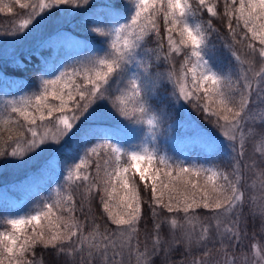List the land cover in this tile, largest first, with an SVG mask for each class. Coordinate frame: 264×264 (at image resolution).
Instances as JSON below:
<instances>
[{"label": "snow or ice", "instance_id": "1", "mask_svg": "<svg viewBox=\"0 0 264 264\" xmlns=\"http://www.w3.org/2000/svg\"><path fill=\"white\" fill-rule=\"evenodd\" d=\"M14 3L31 11L7 33L13 44L27 41L50 24V17L64 13L86 17V30L104 38V47L84 49L88 55L76 60L71 70L59 59L49 70L50 57H42L38 71L48 78L40 80L37 91L10 99L0 92V168L22 167L49 153L30 182L46 179L34 193L36 198L42 191L54 193L36 199L27 212L17 209L15 216L0 215L9 226L0 231V264H45L48 254L54 257L51 264H125L126 256H134L136 264H154V257H161V264H264L260 245H250L247 252L236 250L246 236L245 170L255 171L250 187L258 182L264 191V149L258 150L259 163L245 162L246 141L257 134L264 137V114L255 112L257 104H264V0ZM5 11H13L12 3L0 4V12ZM212 18L220 21L226 35ZM71 36L54 29L35 54L45 47L56 51L58 43ZM213 36L223 41L234 63L220 62ZM154 38L156 47L149 48ZM236 45L247 49V58ZM175 57H182L179 72ZM12 62L25 67L14 57ZM165 64L169 67L163 71H152ZM166 84L173 86L174 106L182 109L191 103L220 135L188 120L176 125L189 128V139L208 156L229 157L227 169L173 160L155 147L166 116L156 112L151 101ZM109 120H117L119 126L107 125ZM144 127L151 145L125 142L119 135H135ZM74 138V152L68 150L62 158ZM61 180L67 185L80 182L77 187L83 189L82 200L88 205L86 212L83 203L79 206L83 219L76 215L77 201L64 194ZM93 202L102 210L103 225L95 220ZM11 211L0 205V213ZM161 211L175 215L162 220ZM252 211L264 221V201L257 204L253 198ZM149 214L151 245L145 242L141 250L140 225ZM165 223L168 239L161 236ZM173 252L182 259L173 260Z\"/></svg>", "mask_w": 264, "mask_h": 264}, {"label": "trees", "instance_id": "2", "mask_svg": "<svg viewBox=\"0 0 264 264\" xmlns=\"http://www.w3.org/2000/svg\"><path fill=\"white\" fill-rule=\"evenodd\" d=\"M23 3L33 2V0H21ZM94 2L98 5L103 3L104 0H94ZM12 3L13 11L11 13L8 12H0V43L5 42L10 37L7 33L15 27L20 20L27 18L28 12L31 9H21L19 5L14 3V0H0V4H8ZM67 7V6H66ZM218 10H222L218 8ZM123 15L127 16L128 13L124 12ZM203 18H207V14H203ZM214 23L218 28L221 29V35H226L227 30L223 28L220 21L212 18ZM86 17L84 19L81 16L76 17H67V21L64 24L56 26L54 24H49L45 26V33H49L54 29H64L67 32L72 34L71 38L68 40L60 41L57 45V50L52 51L48 48L40 49L39 55H36V50L39 43L27 50H24L18 54H14L13 56H4L0 57V78H2L3 82H0V92L6 95L7 98L18 97L23 93L31 94L33 91L38 90L40 80L44 78H48L40 73L38 70L41 68V58L42 57H50L48 68L54 66V62L59 59V62L63 64L65 60H67L70 55L81 54L84 49H101L104 47L103 40L104 38L90 34L86 30ZM50 27V28H49ZM44 33V32H43ZM47 35V34H46ZM46 35L43 36L42 39L46 38ZM163 35V28H162ZM41 39V40H42ZM213 40L217 45V56L221 63L224 65H229L230 63H234L232 58L227 55V53L223 49V41L221 39H217L216 36H213ZM165 49H166V39L164 40ZM149 48L156 47V38L150 40L148 42ZM1 49V47H0ZM80 49V50H78ZM236 49L242 58H247V49L243 47V45H236ZM79 51V52H78ZM85 52V51H84ZM87 53V52H86ZM12 57L16 58L21 64L25 65V67H21L20 64H15L12 62ZM175 66L176 71L179 72V65L182 61V57H175ZM70 67L69 64H67ZM259 58L257 57V69L259 68ZM169 65L165 64L163 68H156L153 66L152 71L155 73L157 71H163L168 68ZM7 82H14L13 86H9ZM172 85L166 84L164 87L158 88L154 93V98L151 101L152 108L156 112L164 113L166 118L161 120L159 126V134L156 138L155 145L160 150L159 152H163L167 156L171 157L173 160H184L182 159V155L184 153L177 151V148H189L191 153L188 156V161L195 160L197 162H209L217 165L221 169H227L229 157L227 156H208L206 152L201 151V147L196 145L193 141L189 139L191 135V130L186 127H178L176 125L177 121L188 120L198 124L200 127L204 128L206 131L212 132L214 135L219 136L220 133L217 129L209 125L207 121L204 119V116L201 112L197 111L191 103H185L183 108L181 109L179 105H173V101L170 99V94L172 91ZM255 112L259 116V114H264V104H257L255 106ZM106 124L113 127H118L117 120H109L106 121ZM121 139L124 140V136H126L123 132L119 134ZM77 141L75 138L72 141H69V144L66 145V150L62 154L63 156L68 154V150L74 152ZM259 149H264V137H261L259 134L250 137L246 141L245 145V162L250 163L251 160L255 159L258 163L260 159ZM37 170V169H36ZM36 170L21 176L18 180H3L0 181V205L4 206L7 209H12L13 211L5 213H0V215H8L15 216L17 213L15 210L23 209L24 212L29 211L34 208L36 199L47 197V191L40 192V196L38 198L34 197V193H36L40 188L44 187L45 181L40 183H31L30 181L34 177ZM258 171V170H256ZM245 180H246V198L247 202L243 207V227L246 232L245 238L242 240L241 245L237 248V251L240 249H249L250 245L256 241L259 242V245L264 250V239H261L262 233L264 234V226L263 221L261 220L260 215L254 213L252 211L253 207V198L257 204L264 201V191L260 189L259 183H256V187L252 188V185L255 182V171L253 170H245ZM138 179V177H137ZM61 184H65L64 180H61ZM80 182L77 181L75 184L67 185L65 184V193H70L73 198L77 201L78 211L76 215L83 219L85 213H81L79 211V206L81 203L84 204L85 212L87 211V202L82 200L83 189L77 187ZM57 186L55 184L52 185V189H55ZM54 195V194H52ZM30 197H33L30 199ZM101 209L96 206V202H93L92 212L95 215V220L97 223L103 225L105 223L104 220L101 219L100 213ZM203 213V210H201ZM172 215L168 214L166 211H161L160 219L166 220L170 219ZM182 215V214H181ZM152 220L149 217L142 219L140 225L139 232V241H140V249L143 250L145 246V242L148 243L149 247L151 245V239L147 238V234L151 231ZM8 225L0 220V231L8 229ZM91 227V220H89V229ZM114 227V226H113ZM103 230V228L101 229ZM169 225L167 223L161 225V236L163 234L168 236ZM168 239V237L166 238ZM40 249H37L38 254L40 253ZM173 260L182 259L179 256L178 252H173L172 257ZM45 264H51L54 260L50 254L45 255L43 257ZM154 264H161V257H154ZM125 264H136V259L133 256L129 259L127 256L125 257Z\"/></svg>", "mask_w": 264, "mask_h": 264}, {"label": "rangeland", "instance_id": "3", "mask_svg": "<svg viewBox=\"0 0 264 264\" xmlns=\"http://www.w3.org/2000/svg\"><path fill=\"white\" fill-rule=\"evenodd\" d=\"M62 7H66V6H62ZM52 11H56V10H52ZM66 21H67V17L65 16L64 13H58L57 16L50 17V24L51 23L54 24L56 26V28H57V26L64 24V22H66ZM46 34H48V33H45V28L43 27L38 31H34L32 33V35L29 37V39L27 41L21 43V44L11 43L12 38L10 37L5 42L0 43V47H1L0 57L13 56L14 54H18L24 50L32 48V47L36 46L41 41L43 36H45ZM78 50H80V49H78ZM85 55H88V53L82 51L80 55L77 54V55L68 56L67 64L70 65L69 70H71V66H73L75 64L76 60L83 59V57ZM67 64L63 63L62 65L65 67H68ZM23 94H26V93H23ZM148 133H149L148 128L144 127L141 132H137L135 135L124 136L125 138L123 141L132 142L135 145H140L142 143L147 142L149 145H151L152 141L150 139L146 140V137H148ZM155 147H156V145H155ZM156 148L158 150H160L158 147H156ZM160 153L164 154L163 152H160ZM49 155H50L49 153L42 154L39 158H37L32 163H30L28 165H24L22 167H12L9 165H5L4 167L0 168V181L18 180L19 177L24 176V175L32 172L33 170L35 171L36 169H38L40 167L41 163ZM182 159L188 161L189 158L186 154H183ZM50 194H54V193L47 192V195H50ZM252 244H258L259 245V242L256 243V241H254ZM261 250H262V252H264V250L262 248H261ZM244 251L246 252L245 249H244ZM247 251H248V249H247ZM217 255H220V254L218 253Z\"/></svg>", "mask_w": 264, "mask_h": 264}, {"label": "bare ground", "instance_id": "4", "mask_svg": "<svg viewBox=\"0 0 264 264\" xmlns=\"http://www.w3.org/2000/svg\"><path fill=\"white\" fill-rule=\"evenodd\" d=\"M177 151H180V152H182V153H184V154H188V155H190V153H191V151H190V149L189 148H177L176 149ZM262 220V219H261ZM263 226H264V221H263ZM168 236H165L164 234H163V238L164 239H166Z\"/></svg>", "mask_w": 264, "mask_h": 264}]
</instances>
